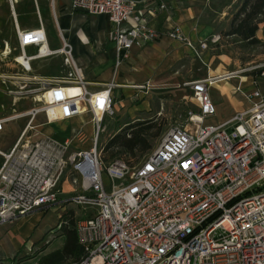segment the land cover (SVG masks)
<instances>
[{
	"label": "built area",
	"instance_id": "obj_1",
	"mask_svg": "<svg viewBox=\"0 0 264 264\" xmlns=\"http://www.w3.org/2000/svg\"><path fill=\"white\" fill-rule=\"evenodd\" d=\"M7 1L14 45L5 42L0 52V91L11 96V112L0 116V132L6 124L26 121L10 147L0 148V225L72 201L94 206L95 213L76 221L83 254L70 264H264V94L253 89L248 109L221 124H205L215 113L208 93L213 78L189 82L197 112H187L184 125L171 126L138 166L115 159L103 167L98 138L104 118L115 116L114 84L88 90L71 45L60 35V47L49 49L39 13L33 28L19 27L15 0ZM139 3L70 0L73 10L107 16L113 24L110 39L122 57L161 35L148 25ZM167 36L196 51L178 27ZM28 47L34 51L28 53ZM198 47L206 48L205 42ZM54 55L68 68L64 76L32 73L33 61ZM21 100L31 105L16 111ZM83 113L90 115L91 131L79 127L63 140L41 133L43 124L35 122L38 115L48 124ZM72 141L90 144L71 149ZM64 179L73 185L78 180L79 188L60 199Z\"/></svg>",
	"mask_w": 264,
	"mask_h": 264
},
{
	"label": "crops",
	"instance_id": "obj_2",
	"mask_svg": "<svg viewBox=\"0 0 264 264\" xmlns=\"http://www.w3.org/2000/svg\"><path fill=\"white\" fill-rule=\"evenodd\" d=\"M17 1L20 0L14 1L13 8L16 18L19 19L15 9ZM31 1L29 4L34 7V16L24 21L28 22V25H36V13H39L45 26L49 49L60 47V35L67 41L65 32L60 27L57 7L61 13L60 17L64 20L65 24L75 26L74 38L76 44L71 45L67 41L71 45L75 65L83 78L88 81V90H97L104 83L112 82L114 84L111 95L114 102L115 115L122 112V104L114 101L113 93L115 89L119 90L123 94V97H127L133 93H135L134 95H139L147 87L156 85L159 80V71L175 67L176 64L185 61L187 62L193 55L199 54L200 48L198 47V43L212 36L214 30L213 22L217 16H220V13L213 9V0H140L138 6L144 11L148 25L161 35L154 41L146 42L141 46L131 47L126 57L120 55L121 58H119L120 56L116 53L114 43L110 39L113 24L108 20L106 15L89 14L80 10H73L70 0H45L46 2L43 4L40 2V5L38 0ZM234 1L236 0L225 2L224 6L230 5L231 2L233 4ZM160 5H164V7L161 8ZM40 10H45L55 25L54 29L58 39L57 46H52L49 41L47 27ZM11 23L13 29L12 18ZM173 27H178L183 36L195 44L196 51L167 36V32ZM255 37L264 43V21L259 23ZM33 51L34 47L27 48L28 53ZM54 56H59L66 74L68 68L63 64L61 55ZM54 56L33 61L31 63L32 73L38 76H55L54 74L46 75L37 72L38 63H42ZM207 61L206 77L213 78L210 84L213 87V94L209 96L215 106V113L205 118L204 123L221 124L227 121L234 113L244 111L250 107L251 100L247 96L256 88H252L253 81L248 76H245V80L240 75L233 76V72L228 68L230 64L228 54L213 55L208 57ZM51 68L49 69L52 72L57 70L56 66H51ZM245 84H249L250 87L242 91V86ZM260 92L264 94V92ZM123 101L121 100L120 102ZM214 117V122L206 123L208 118ZM89 118L90 115L88 113H83L71 119L57 120L44 124V116L38 115L35 122L43 124L39 127L41 133L51 135L57 140H63L70 138L73 131L79 127L90 132V129H86V126L89 125ZM123 125L125 123L119 129ZM9 128V124H6L0 135H5ZM14 139L15 136L11 138L5 147L0 148L7 150ZM73 144L75 146L79 145L77 142ZM60 186V199H65L69 195L72 196L78 192L76 191L78 187L71 184L69 179L62 180ZM65 207V204H60L43 212L46 213L50 209L64 210ZM36 213L12 223L0 225V262L5 258L13 257L21 246L34 243L31 238V232L37 225V215L40 212Z\"/></svg>",
	"mask_w": 264,
	"mask_h": 264
},
{
	"label": "rangeland",
	"instance_id": "obj_3",
	"mask_svg": "<svg viewBox=\"0 0 264 264\" xmlns=\"http://www.w3.org/2000/svg\"><path fill=\"white\" fill-rule=\"evenodd\" d=\"M31 0H20L15 4L16 12L19 19L17 20L19 27L33 28L35 25H28L29 20L34 16V7L30 5ZM231 0H213V9L220 13L213 22L212 36L204 40L206 48L200 49L199 54L193 55L190 60L176 64L175 67H169L164 71L158 72V83L151 85L144 89L143 93L139 95L131 94L130 96L123 97V94L119 90L115 89L113 96L114 101H118V104H122V114L119 112L112 117H105L102 125L103 131L99 134L98 147L103 146L107 139L124 123H139L141 121L151 120L153 127L146 135L147 139L151 142L152 147L139 162L134 166H138L143 160L154 151V149L160 143L162 137L167 130L173 125H184L187 122V112H197V106L192 99V93L189 89V82L203 79L207 75V58L218 54H228L230 57V64L228 68L233 72V76L240 75L245 80V76L249 77L252 83V88H258L264 92V73L261 74L259 70L264 67V43L259 40L258 43L249 44L247 41L242 40L237 35L227 34L230 29V22L240 5L241 0H236L228 6H224L225 2ZM32 2V1H31ZM43 4L45 0H38ZM41 16L48 31V38L52 46H57L58 39L54 29V24L50 15L45 10H40ZM61 13L57 7V16L60 18V27L65 32V37L71 45L76 44L75 40V26L66 25L64 20L60 17ZM218 37L217 41L212 43L213 37ZM7 42L8 47L11 48L14 45V34L12 29V23L10 18L9 4L7 0H0V52L4 48V44ZM202 52V53H201ZM17 51L12 52L10 58L17 54ZM38 63V62H37ZM37 72L42 74H54L61 77L65 75V68L61 65L59 56H54L51 59H47L42 63H38ZM51 66H56L57 70L53 73ZM51 68V69H49ZM49 69V70H48ZM238 71V72H235ZM249 84L242 86V91L249 88ZM213 87L209 86L208 93L211 96L213 93ZM11 97V96H10ZM5 96L0 91V116L6 115L11 112V98ZM124 100L123 102H120ZM28 100H21L15 105L16 111H22L30 106ZM214 118H208L207 122H214ZM26 118L18 119L9 123L10 128L5 135H0V147H5L12 137H16L21 128L23 127ZM124 126V125H123ZM122 126V127H123ZM140 126V125H137ZM86 129H90L91 125L86 126ZM58 131V129H57ZM227 133L231 131V127L226 128ZM73 143H76L75 141ZM72 143L71 149L87 148L89 141L83 145L75 146ZM122 158H126L121 155ZM105 164L103 167H105ZM103 182L106 189L111 187V180L103 173ZM119 181L115 180V184L118 185ZM72 184V183H71ZM78 180L76 185L78 187ZM61 186L59 187V189ZM79 188V187H78ZM61 190V189H60ZM264 191V188L262 189ZM78 193V192H77ZM70 196V195H69ZM66 205L64 210H48V212H40L37 218V225L31 232V238L36 245L25 244L19 248V257L25 254L30 255L28 259H24L18 264H38L39 255L54 253L62 251L64 245V236L62 230L57 225H61L60 222L65 219L64 215H68L75 224L77 220L90 217L95 213V207L91 205L77 204L72 201L64 202ZM38 213V212H37ZM36 213V214H37ZM43 217V218H42ZM74 224V225H75ZM75 227V226H74ZM45 247L42 252L39 250ZM36 253V254H34ZM34 254V255H33ZM49 260H55L54 263H58V255H51ZM71 258L67 256L64 263L58 264H70ZM0 264H5L0 262Z\"/></svg>",
	"mask_w": 264,
	"mask_h": 264
},
{
	"label": "trees",
	"instance_id": "obj_4",
	"mask_svg": "<svg viewBox=\"0 0 264 264\" xmlns=\"http://www.w3.org/2000/svg\"><path fill=\"white\" fill-rule=\"evenodd\" d=\"M264 21V0H241L233 19L230 22V29L227 34L237 35L242 40L247 41L249 44L258 43L259 40L255 37V32L259 23ZM121 58V56L119 57ZM260 73H264V67L259 70ZM140 125V126H137ZM151 120L141 121L139 123H125L121 129L113 133L101 146V161L102 163H109L115 159H122L128 166H134L144 156L147 155L151 149L152 144L147 139L146 135L153 127ZM124 155L126 158H122ZM63 219L57 227H60L64 236V245L62 251L52 252L44 255L40 254L38 264H55L53 260H49L51 255H58V263H64V260L71 258V263L79 260L83 254L82 247L78 244L75 222L68 215H64ZM34 242L32 245H36ZM45 249L44 246L39 250L42 252ZM36 254V253H34ZM33 254V255H34ZM31 256L25 254L19 257V251L14 254L13 257L5 258L1 260L5 264H18L24 259H28ZM56 263V264H58Z\"/></svg>",
	"mask_w": 264,
	"mask_h": 264
},
{
	"label": "bare ground",
	"instance_id": "obj_5",
	"mask_svg": "<svg viewBox=\"0 0 264 264\" xmlns=\"http://www.w3.org/2000/svg\"><path fill=\"white\" fill-rule=\"evenodd\" d=\"M17 19V18H16ZM19 60H21V59H19ZM94 103L96 104V105H98V106H100V104H101V98H100V96H96V98H95V100H94Z\"/></svg>",
	"mask_w": 264,
	"mask_h": 264
}]
</instances>
